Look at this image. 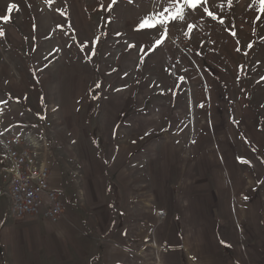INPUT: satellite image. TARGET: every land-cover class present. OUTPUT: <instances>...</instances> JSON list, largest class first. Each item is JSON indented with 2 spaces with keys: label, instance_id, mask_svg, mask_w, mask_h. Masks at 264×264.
I'll list each match as a JSON object with an SVG mask.
<instances>
[{
  "label": "rangeland",
  "instance_id": "obj_1",
  "mask_svg": "<svg viewBox=\"0 0 264 264\" xmlns=\"http://www.w3.org/2000/svg\"><path fill=\"white\" fill-rule=\"evenodd\" d=\"M162 4L0 0V129L21 118L49 122L51 159L79 172L73 196L83 185L109 192L108 206L81 201L89 226L103 227L87 256H43L45 264H200L195 255L214 249V225L223 237L238 219L252 221L248 213L264 219V14L257 0H211L205 7L218 20L189 17L194 31L171 29L153 52V37L134 28ZM116 164L128 198L109 174ZM8 204L0 192L6 218ZM172 215L188 256L175 244Z\"/></svg>",
  "mask_w": 264,
  "mask_h": 264
},
{
  "label": "crops",
  "instance_id": "obj_2",
  "mask_svg": "<svg viewBox=\"0 0 264 264\" xmlns=\"http://www.w3.org/2000/svg\"><path fill=\"white\" fill-rule=\"evenodd\" d=\"M97 141L99 142V152L104 153L105 146L101 143L100 139ZM121 151L122 150L119 149L118 144V148L114 155L117 156L120 152L118 155L119 157ZM134 153L135 152L132 151L131 154H128L129 159L126 160L127 164L130 163V158ZM54 161L55 160L51 158L48 160L51 168L52 187L62 191L64 197L66 196L65 191L70 188L71 192L67 191V198H75L77 204L67 201V198H63V201L65 202V214L57 224H52L44 218L31 216L24 219H16L8 215L9 217L6 218V215L0 213V264H45L43 259H45V261L51 260L54 262L56 257L58 258L62 253L71 255L72 253H75V255H77V253L78 255L83 253L84 255L81 258L84 259L88 253L86 249L88 241H91L93 245L95 244L96 239L94 236L91 237L92 233L94 234L96 232L100 234L103 231V227L99 228V232H97L98 228L96 229L95 225L94 228L92 225L89 226V224L94 223V221L90 218V214L85 216L80 208L83 197H85L84 199L89 205H111L106 203V197L109 196V192L106 191L107 188L104 190L103 196L97 189L89 188L88 185H83L82 187L84 190H80L82 196L77 200L72 192L73 190H77V187H80L79 183H77L78 180H76L75 177L78 176L79 172H70L63 163H55L56 161ZM120 169L121 164L118 167L116 164L111 167V173L109 172V174L114 175L115 181L118 184L117 190L118 188L125 190V195L128 198L129 192H127V186L125 187L126 181L128 180L123 178ZM98 171L99 169H97V172ZM105 171L106 168L101 167V174H104ZM82 180L83 177L81 175V182ZM0 182L1 191V189L6 186L7 179L0 177ZM233 186L235 189L239 190L235 183ZM221 188L225 192L228 191L226 186H222ZM76 195L75 191V196ZM253 208V206L250 207L248 212H250L251 209L253 210ZM251 213H248V216L250 219L253 218L251 219L252 221L247 223L248 221H245L244 217L240 220L238 219V221L235 222V228L237 231H235L234 228L232 232L230 231L232 234L230 236H225L224 234V238L219 232H217L216 226L214 225L207 233L208 243L210 247H214V249H209L206 252L203 251L202 253L195 255L196 258L200 257V264H260L264 255V219L262 220L261 215H258L255 220V216L252 217ZM107 218L106 213L99 215V220L103 222L107 221ZM111 218L113 219L112 216ZM112 219L110 220L109 227H105V232L111 228L112 223H115L112 222ZM170 220L171 225L173 224L174 226L175 244L178 247V250L187 254L186 250L188 247L185 246V239L182 236V231L179 232L176 226V223L181 224V219L172 215ZM213 221L216 222L215 218H213ZM115 229H118L117 224ZM110 232H112V229ZM102 252L103 250H101V253ZM173 254L177 253L175 252L170 255ZM41 257H43V259H41ZM64 261L66 260L64 259ZM188 262L189 264H195L196 259H194V261L189 259L187 264Z\"/></svg>",
  "mask_w": 264,
  "mask_h": 264
},
{
  "label": "built area",
  "instance_id": "obj_3",
  "mask_svg": "<svg viewBox=\"0 0 264 264\" xmlns=\"http://www.w3.org/2000/svg\"><path fill=\"white\" fill-rule=\"evenodd\" d=\"M50 125L35 126L21 118L0 129V177L7 179L0 192L9 201V216L16 219L31 216L57 224L64 217V194L51 185Z\"/></svg>",
  "mask_w": 264,
  "mask_h": 264
},
{
  "label": "snow or ice",
  "instance_id": "obj_4",
  "mask_svg": "<svg viewBox=\"0 0 264 264\" xmlns=\"http://www.w3.org/2000/svg\"><path fill=\"white\" fill-rule=\"evenodd\" d=\"M130 3L133 0H129ZM211 0H163V4L160 7V10H154L152 13L143 17L138 21L137 26L134 28V31L143 32L150 37H153L151 43L147 46L153 52L156 48H153L154 44L157 48H162L165 43L168 41L170 36V31L173 28H179L183 30L185 27L188 28L189 32L194 31L196 25L189 24L188 18L195 17L197 14L200 16L207 15L212 20H218L219 18L214 15V13L205 5L210 4ZM115 3V0H113ZM158 3V0H153L154 6ZM229 5L231 6L232 0H228ZM258 11L264 14V0H257ZM17 4H12L8 8V12L11 13L13 10H17ZM4 22L8 23V17H4ZM220 24H224V20H219ZM5 33L0 31V37L4 36ZM235 35V33H233ZM136 47V45H133ZM91 51V48L88 49ZM139 51V49H137ZM99 87V85H97ZM202 107V105H201ZM46 119V118H45ZM234 123L238 124L239 121L234 120ZM241 162L250 163L248 161ZM245 200L248 199L247 196L244 197Z\"/></svg>",
  "mask_w": 264,
  "mask_h": 264
},
{
  "label": "trees",
  "instance_id": "obj_5",
  "mask_svg": "<svg viewBox=\"0 0 264 264\" xmlns=\"http://www.w3.org/2000/svg\"><path fill=\"white\" fill-rule=\"evenodd\" d=\"M241 138H243V135L241 134Z\"/></svg>",
  "mask_w": 264,
  "mask_h": 264
}]
</instances>
